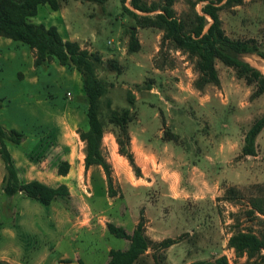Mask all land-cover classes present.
I'll return each instance as SVG.
<instances>
[{
	"label": "rangeland",
	"instance_id": "obj_1",
	"mask_svg": "<svg viewBox=\"0 0 264 264\" xmlns=\"http://www.w3.org/2000/svg\"><path fill=\"white\" fill-rule=\"evenodd\" d=\"M142 1L148 7L165 3ZM126 5L139 14L159 11L135 10L131 0ZM194 5L201 11L200 0H175L173 8L177 16L188 18ZM219 15L227 35L253 38L264 52V0H243ZM30 20L55 25L62 36L105 61L118 60L120 72L97 70L114 84L99 99L98 109L104 130L101 151L111 177L100 165H85L82 135L89 125L83 74L54 59L37 66L35 49L0 36V123L6 131L23 134L20 144L7 141L19 177L69 189V196L50 205L21 191L8 195L0 158V259L105 264L110 250L127 244L108 231L107 222L131 233L143 209L150 239L179 240L166 248L152 246L134 264H191L222 256L229 264H264V246L250 257L246 249L229 243L232 236L246 233L264 239V214L250 203L264 192L255 188L264 185V129L257 137V155H242L246 132L264 114V94L252 98L254 85L220 60V83L197 88L195 58L162 44L163 31L156 27H138L141 48L131 52L129 26L135 19L122 11L120 0H62L61 11L43 4ZM242 58L264 73V58ZM129 89L136 96L134 105L127 101ZM126 108L131 110L129 140L111 121ZM122 146L133 153L140 175ZM63 161L70 164L65 175L58 172ZM230 187L239 190L238 197H225Z\"/></svg>",
	"mask_w": 264,
	"mask_h": 264
},
{
	"label": "trees",
	"instance_id": "obj_2",
	"mask_svg": "<svg viewBox=\"0 0 264 264\" xmlns=\"http://www.w3.org/2000/svg\"><path fill=\"white\" fill-rule=\"evenodd\" d=\"M93 1L104 4L108 0ZM120 1L122 11L135 19V24L129 26L128 49L131 52H137L141 48L138 27H156L163 31L162 44L168 42L176 49L195 58V68L199 72V77L195 81L197 88L202 89L208 83H220L216 68V60H220L225 65L233 67L238 77L244 78L248 84L254 85L252 98L264 94V73L242 58L244 54H257L264 58V52L259 43L253 38H231L222 27L219 15L222 8L239 5L243 0H200L203 3L201 11L198 12L194 5L188 18L177 16L173 8L175 0H165V3L160 7L156 5L148 7L143 4L142 0H131V5L135 10L154 12L158 9L159 11L155 14H139L126 5L127 0ZM43 4H48L57 11L62 6V0H0V36L20 41L35 49V65L37 66L46 60L54 59L60 65L74 68L83 74L84 90L88 99L89 125L88 131L82 135L83 140L86 141L85 165L86 167L102 166L110 178V165L101 151L104 130L98 109L99 99L114 84L100 78L97 70L102 68L107 71L120 72L121 66L116 59L105 61L99 53L82 47L78 41L65 39L55 25L47 27L43 23H33L30 18L38 14V8ZM127 101L130 105L135 104L136 96L132 89L127 92ZM1 107L2 102H0ZM130 118L131 110L129 108L111 117V121L120 127L122 135L128 140L130 139L128 134ZM263 129L264 114L257 118L246 132L242 155H257V137ZM22 137V132L14 128L6 131L0 123V158L6 170L2 180L3 190L8 195H14L21 191L25 196L34 198L43 205H50L57 198L69 196L66 184L53 187L38 179L29 181L20 179L15 159L7 146V141L20 144ZM122 153L127 156L136 174L140 175L133 153L126 151L123 146ZM69 168V162L63 161L58 172L65 175ZM255 188L262 192L264 185L257 184ZM239 193L237 188L230 187L226 190L225 197L233 199L238 197ZM250 203L254 211L264 214V192L262 195L251 197ZM146 222L147 217L143 209L140 211L138 222L131 233L122 225L111 221L107 222V229L110 233L130 241L127 250H110V260L107 264H134L152 246L166 248L178 242L179 239L171 237L154 242L146 233ZM229 243L237 249H246L251 257L255 250L264 246V239L246 233L232 236ZM78 262L85 264L81 259H78ZM0 264L13 263L0 259ZM191 264L229 263L227 258L222 256L215 261L198 260Z\"/></svg>",
	"mask_w": 264,
	"mask_h": 264
},
{
	"label": "crops",
	"instance_id": "obj_3",
	"mask_svg": "<svg viewBox=\"0 0 264 264\" xmlns=\"http://www.w3.org/2000/svg\"><path fill=\"white\" fill-rule=\"evenodd\" d=\"M88 1H92V0H88ZM57 11H61V8H60L59 10H57ZM33 17H34V16H33ZM63 17L65 18V20H64V18H63V19H62V22H63L64 26L66 25L65 28L68 29V28H67V24H66L68 20H66V17H65V16H63ZM31 18H32V17H31ZM67 18H68V17H67ZM127 30H128V29H127ZM67 31L69 32V30H67ZM63 37H64V36H63ZM64 38H65V39H70V40H72L71 37H64ZM76 41H77V40H76ZM78 42H79V41H78ZM137 221H138V220H137ZM137 221H136L135 223H137ZM135 225H136V224H135ZM133 229H134V228H133ZM132 231H133V230H132ZM129 233H130V232H129ZM126 240H127V239H126ZM129 245H130V241L127 240L126 247H124L123 249H120V250L118 249V250H119V251L127 250L128 247H129ZM108 262H109V260H107L105 264H107Z\"/></svg>",
	"mask_w": 264,
	"mask_h": 264
}]
</instances>
